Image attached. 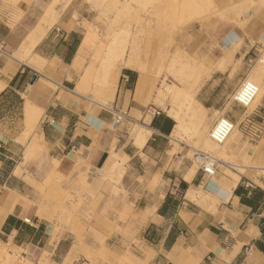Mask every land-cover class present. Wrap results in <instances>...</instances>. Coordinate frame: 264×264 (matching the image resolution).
Wrapping results in <instances>:
<instances>
[{
  "label": "crops",
  "instance_id": "obj_1",
  "mask_svg": "<svg viewBox=\"0 0 264 264\" xmlns=\"http://www.w3.org/2000/svg\"><path fill=\"white\" fill-rule=\"evenodd\" d=\"M17 1L25 8L20 19L12 22L13 3L0 0V80L5 85L0 91V193L12 189L27 200L2 218L0 242L29 261L37 262L46 254L48 264H59L67 255L79 257L73 264H121L120 258L128 252L135 256L133 264H264V187L243 174L234 187L226 181L227 189L213 190L219 202L212 207L187 198L194 188L208 190L210 177L187 155H168L175 121L155 104L156 94L147 97L149 76L121 67L112 109H98L88 100L90 94L74 90L82 77L85 80L87 68V58L82 64L87 50H79L82 17L73 16L74 11L78 14L76 0L63 8L56 6L58 19L44 35L40 32L50 17L43 9L51 0ZM248 13L247 28L258 39L264 31V8L257 1ZM192 24L205 36L198 21ZM218 29L216 40L230 29L238 34L230 24ZM29 37L35 41L31 54L46 60L40 69L11 59ZM256 47H262L260 41ZM242 79L230 82L226 72L215 70L195 97L203 107L221 110L236 122L245 109L228 98ZM261 92L257 108L264 110V85ZM148 99L157 108L148 107ZM30 101L42 111L37 126L25 134L24 112ZM113 112L151 131L141 150L132 144L126 125L121 130L110 126ZM89 113L96 116L94 123L86 119ZM32 140L39 147L26 158ZM112 149L124 159L123 171L107 180L103 176ZM253 149L260 150L264 160V147L250 152ZM17 166L22 176L15 173ZM193 169L187 181L184 176ZM261 171L255 170L256 178L264 181ZM106 181L115 182L119 192L114 194L112 183L108 186ZM55 185L75 198L82 188L83 215L98 214L100 219L92 226L87 221L62 220L55 207L60 202L45 196L47 187ZM120 214L126 217L120 219ZM78 230L81 235L75 234ZM102 246L111 251L105 259L98 252ZM88 253H95L91 261Z\"/></svg>",
  "mask_w": 264,
  "mask_h": 264
},
{
  "label": "rangeland",
  "instance_id": "obj_2",
  "mask_svg": "<svg viewBox=\"0 0 264 264\" xmlns=\"http://www.w3.org/2000/svg\"><path fill=\"white\" fill-rule=\"evenodd\" d=\"M9 1L13 3V7L16 9L12 17V22H15L20 19L25 5L18 3L17 0ZM257 1L264 8V0H76L78 14L74 11L73 16L75 18L78 16L82 17L81 21L84 28V35L88 29L94 34L92 43L87 48L86 56L82 62L83 64L87 58V68L84 72L85 80L82 77L83 83L85 84L82 94H90V98L94 99L104 97L103 93L106 89V82L104 80L106 64L112 60H119L121 55H124L127 50H130L128 46L133 42L138 45L139 57L143 55L140 61H145L144 63L146 65L149 64L147 67L150 69H147L151 86L148 92V98L156 94L161 87L173 86L174 84L179 86L183 92H187L190 85L193 84L200 87L202 83H205V79L210 76V73L216 70L221 73L226 72V77L230 82L236 81L238 77L242 76L244 79H250L259 84L257 101L245 110L246 113H249L259 103L262 94L261 87L264 85V67L257 61V57L264 49V42L259 40L260 35L264 31L258 36V39H253L247 28L249 9ZM62 2L63 4H61ZM62 2L61 0H57V4H61V8L69 4L71 0H62ZM52 3L53 5L54 3L57 5L55 0H51L47 7L43 9V13L46 11L44 14L45 17H50L49 21H47L48 25L43 26L44 33L58 19L57 15L60 8L54 7L47 12L49 7L52 6ZM193 21H198L200 28L203 27L205 29V36L202 35V29L196 30L192 26ZM222 24H230L234 29H238L239 43L237 42L238 45L235 44L233 50L226 51L225 54L220 55L218 53V49L220 48L219 44L223 40V37L232 30L230 29L226 33L223 32L222 37L216 40L215 34ZM195 34L198 35L195 36ZM197 39H199L198 42H196ZM258 41H260L262 47H256ZM203 59L205 60V65ZM45 63L46 60L41 59L40 65H44ZM40 65L35 68L40 69ZM114 89L116 90L112 84L110 91ZM196 93L197 91L192 97L198 102L195 97ZM231 94L229 95L228 101H232ZM105 97H107V107L112 109L113 98L107 95ZM25 101L26 104L29 102L27 98ZM153 102L148 99L146 102L147 106L156 107ZM91 104L98 107V109L102 108L92 102ZM150 111L152 110L150 109ZM162 111L167 113L165 109ZM219 112L223 114V111L220 110ZM206 113L207 117L205 119L209 120L212 113L209 110ZM113 115L114 118L110 126L113 129L121 130L126 125L129 137H131V129L139 125L134 122H126L125 118L122 117L121 122L117 126L115 124V112H113ZM93 119L95 120H91L92 123L96 121V116ZM202 124L204 123L201 122L199 127ZM210 125L208 123V128ZM237 125V140L239 146H242L240 147L242 149L241 151H246L248 155L254 154L259 159L261 151L253 149L250 152V149L256 146L264 147L263 136L259 138L260 140H252L250 137L241 133L240 129H237ZM28 131L30 130L28 129ZM194 131L193 128L187 129V132L182 134L180 138L181 142L179 143L172 144L169 139L171 147L168 155L172 156L178 152L192 159L193 150H191V147H200V149L202 148L201 150H210L216 157V150L212 149V146L207 147ZM38 147L39 144L32 140L27 144L25 152L28 148H31L30 150L32 152V150ZM235 159L241 163L240 158L237 157ZM261 159L262 156L260 157V161L264 164V160ZM110 160H115L118 166L112 170L108 167L107 173L103 176L107 180H112L116 175L120 176L123 171L122 163L124 159H121L113 149L111 150ZM193 164L197 166L195 162ZM260 177L264 179L263 175ZM47 179L49 180V176ZM106 183L108 186L112 183L111 190L114 194L119 192L115 187V182L110 181L108 183L106 181ZM82 190V188L78 190L80 193L78 195L76 192L75 198L74 195L65 196L60 186H48L45 196L47 199L53 197L60 202L55 207L62 215V220L66 222L69 220L73 223L87 221L89 222L87 225L92 226L101 216L98 214L83 215L81 210L83 200L79 199V197L81 198ZM4 191L9 192L14 190L5 189ZM90 194L93 195V190H91ZM125 217L123 214L119 215L120 219H124ZM114 228L118 231L116 226ZM75 234L81 235L79 230ZM98 252L104 259L107 256L106 254H111V251L103 246L98 249ZM94 255L95 253H88L86 257L91 261ZM78 258L75 256L70 258L67 255L59 264H73L74 260L78 261ZM133 258L135 259V256L128 252L120 258L119 263L133 264ZM48 262L49 260L46 258V254L37 262L26 260L21 257L20 252L9 249L4 243L0 242V264H48Z\"/></svg>",
  "mask_w": 264,
  "mask_h": 264
},
{
  "label": "bare ground",
  "instance_id": "obj_3",
  "mask_svg": "<svg viewBox=\"0 0 264 264\" xmlns=\"http://www.w3.org/2000/svg\"><path fill=\"white\" fill-rule=\"evenodd\" d=\"M55 1L57 4V0ZM61 4H63V2ZM61 4H57V5L61 6ZM57 5H55V3L53 5L52 3V6L49 7L47 12L54 7L56 8ZM43 33H44V29L41 30L40 34L43 35ZM93 35L94 34L89 29L86 31L85 35L82 38V42L80 44V49H79L80 51H86L87 48H89V46L92 43ZM238 39H239L238 34H236L234 30H230L223 37V40L220 42L219 44L220 48L218 49V53L221 55V54H225L226 51L233 50L235 48V44L238 45L239 43ZM259 40L261 42H264V32L260 35ZM34 43L35 41L29 37L22 44V46L17 52L10 55L11 59L13 58L19 62L22 61L28 62L33 67L39 66L41 63V58L38 59L31 54V48L33 47ZM137 47L138 45H136V43L133 42L130 43V46H128L130 50H127V52L124 55H121V58L119 60H112L111 62L106 64L105 66L106 73L104 76L105 77L104 80L106 82L105 84L106 89L105 92L103 93L104 97L106 95L108 97H112L114 90L110 91L111 85L113 84L114 86H116L117 83L116 80L119 76L120 69L123 66H128L133 69H136L139 73L141 72L143 77L145 78L148 77V73H149L148 69L150 68H148L147 65L149 66V64L146 65V63H144L145 61L144 62L140 61L143 55L139 57L140 53H139V48ZM259 57L260 56L257 57V61H259ZM262 67L264 66L262 65ZM8 69L13 70L14 68L10 67ZM8 69L6 68V70L4 69L2 70V72H6ZM246 80H249L252 83H254L259 91L258 83L250 79H246ZM77 83L78 84L76 85L74 90L76 93L83 95L82 92L83 89L85 88V84L83 83L82 79H80ZM4 86H5L4 83L0 80V91L4 88ZM198 88H199L198 85L193 84L190 85V88L187 92H183L182 89L179 88V86L174 84L173 86L161 87L157 91L154 98H155V104L158 105L159 107L165 108L167 114H169L175 121L174 127L172 129V133L169 135V139L172 144L181 142L180 138L182 134L187 132V129L193 128V130H195L194 132L198 135V138L201 139V141H203L207 147L212 146V149L216 150V159L218 164L215 173L211 175L212 177L210 176V178L207 179L208 181L206 183V186L208 190L204 191L199 188L198 189L194 188L193 190L188 191L186 194V197L189 198L190 200L192 201L195 200L197 203L201 205L208 202L209 205L212 207L213 204L219 202V196L216 195L218 192L213 193V190H216L217 188L218 189L225 188L226 186L224 184L226 181H229L230 185L234 187L239 182L240 176L243 174L249 177L250 179L254 180L259 185H261V187H264V181H259V179L256 178V176H258L259 173L255 172V170L261 169L263 170L261 171L262 174H264V164L260 161V157L262 156V154L260 155L259 159H257L256 155L254 154L248 155L246 151L244 150L241 151L242 149L240 148L239 142L237 140L236 123L233 125L232 128L233 130L230 132V134L223 143L218 144L211 140V138L209 137V130L207 125L208 123L210 125V123L214 121V119H216L217 117L221 116L222 113L215 109H209V108L207 109L203 107L199 102L194 100L192 95L198 90ZM104 97L97 99L88 98V100H90L93 104H96L97 106L107 107V97L105 98ZM257 97L258 95L247 106L250 107L252 104H254V102L257 100ZM208 110L211 111L212 115L210 116L209 120H206L205 117H207L206 112ZM41 111H42L41 108L36 107V105H33L32 103L28 108L25 109L24 118L27 126V131L28 129L29 130L33 129V127L37 124V122H39L38 120ZM94 117L95 116H93L91 113L88 114V117L86 119L88 121L95 120L93 119ZM201 122L204 124L200 125L199 127V124ZM130 132H131L132 144L136 148L141 150L142 146L145 144L146 140L151 134V131H149L147 127L141 125V127L134 126ZM262 138H264V136ZM190 139L192 140V138ZM30 149L28 148V150H26L27 157L31 155V153H29L31 152ZM196 149H200V147L198 148L191 147V150L193 151ZM237 157L241 159V163L236 161L235 158ZM116 166H118V164L116 165L115 160H110L109 169L112 170ZM194 169L184 176L185 179H187V181L191 179L190 177L192 176ZM21 171L22 170H20L18 166L15 168V173L17 175L22 176ZM26 200L27 199L25 198V196L19 194L16 191H9V192L3 191L2 193H0V222L3 220L2 218L14 208L16 204L18 203L23 204L26 202Z\"/></svg>",
  "mask_w": 264,
  "mask_h": 264
},
{
  "label": "built area",
  "instance_id": "obj_4",
  "mask_svg": "<svg viewBox=\"0 0 264 264\" xmlns=\"http://www.w3.org/2000/svg\"><path fill=\"white\" fill-rule=\"evenodd\" d=\"M259 56V61L264 66V51ZM257 91L258 88L254 83L243 78L231 94L232 101L243 106L246 110L247 105L257 96ZM245 110L237 122H233L224 115L214 119L208 128L211 140L218 144L223 143L233 130L232 128L235 123L238 124L237 129H240L241 133L252 140L264 136V110L257 108V105L249 113H246ZM115 116V124L118 125L123 115L115 112ZM192 159L207 177L215 173L218 163L212 152L196 149L193 151ZM25 221H29V218Z\"/></svg>",
  "mask_w": 264,
  "mask_h": 264
}]
</instances>
